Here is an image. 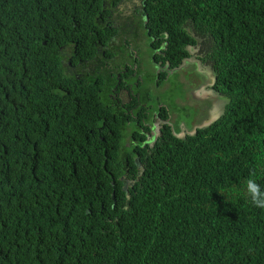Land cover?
Wrapping results in <instances>:
<instances>
[{"label":"trees","instance_id":"trees-1","mask_svg":"<svg viewBox=\"0 0 264 264\" xmlns=\"http://www.w3.org/2000/svg\"><path fill=\"white\" fill-rule=\"evenodd\" d=\"M121 1L0 0V264H264V0ZM126 37L223 112L151 103Z\"/></svg>","mask_w":264,"mask_h":264},{"label":"rangeland","instance_id":"rangeland-1","mask_svg":"<svg viewBox=\"0 0 264 264\" xmlns=\"http://www.w3.org/2000/svg\"><path fill=\"white\" fill-rule=\"evenodd\" d=\"M141 44V51L144 52L146 56L143 59V65H139V67L142 68L143 72H146V76L143 75L142 80H149L145 81L143 89L148 92L151 103H162L170 111H176L173 114H176L175 116H177L178 119L180 118L179 120H184L187 123L203 117L206 110L210 107H212L211 112L213 115L211 121L214 120V116L216 118L223 112L225 101H222L218 95L215 96L213 94V99L210 100L214 102V106L211 103V106H207V104L209 105V102L202 101V99L200 101L198 100V102L194 95H190V91L196 85L195 80H197V76L194 75L195 69H192L193 65L189 64L188 66H184V71H181L180 67L178 70L171 72L167 81L163 85L158 86L155 79L157 78V72L160 68L153 61L148 41L142 39ZM201 71H203L202 68ZM196 73H199L198 69L196 70ZM201 78L203 80L208 79L205 75H202ZM148 86L149 88H144ZM199 93H201V91H199ZM208 98H210V96ZM203 118L201 119L203 120ZM175 121L177 120L175 119ZM158 128L159 127L157 126L155 131L158 130Z\"/></svg>","mask_w":264,"mask_h":264},{"label":"flooded vegetation","instance_id":"flooded-vegetation-1","mask_svg":"<svg viewBox=\"0 0 264 264\" xmlns=\"http://www.w3.org/2000/svg\"><path fill=\"white\" fill-rule=\"evenodd\" d=\"M142 2H143V0H122L121 2H120V4H122V6L123 7H121V6H119L118 8L119 9H117V13L116 12H114L113 14L115 15L114 17H113V23L114 24H117V26L119 27V25H118V23H117V18H116V16L118 15V14H120L121 16H126V18H128L129 19V16H131V15H134V17H131L130 19H133V21H134V23H135V25L137 26L138 25V23H139V20L141 19V16H140V12H137V9L139 8H141L140 7V5L142 4ZM128 6H131L132 7V9L130 8V7H128ZM123 11V13L122 12H120V11ZM135 10H136V12H135ZM118 11H119V13H118ZM120 18V17H119ZM110 20H111V18H110ZM112 21V20H111ZM144 31H140V34H142ZM137 34H139V33H137ZM139 34V35H140ZM140 36H138L137 37V39L139 38ZM122 42V44L125 46V48H126V50L128 51L127 53L128 54H132L133 56H132V62L133 63H135V62H137V60H138V58H137V49H141V47L140 46H138V44H136L132 39H129V40H127V37H126V39L125 40H123V41H121ZM119 44V46H121V44H120V42L118 43ZM150 48V47H149ZM154 54H155V52H154ZM191 54H192V59H200L201 57H200V53H199V51H198V48H193V51H191ZM151 55H152V58H153V54L151 53ZM190 60V59H189ZM120 61V57H118V60H116V62H119ZM153 61H154V59H153ZM155 64L160 68V66H161V64H159L158 62H155ZM119 67V66H118ZM136 68H138L139 69V78H142V76L143 75H145L146 76V72H143V71H141V69H140V67H137L136 66ZM208 68H210L209 66H207V65H203V69L204 70H207ZM134 69H135V67H134ZM160 73V70L157 72V74H159ZM134 75H136V74H134ZM142 80V79H141ZM146 80H148V79H146ZM146 80H142V82L143 83H145V81ZM149 81V80H148ZM206 81V80H205ZM205 81H203V82H196V84H198V86H199V88H197L195 91H194V93H197L198 92V96H196V98H197V100H201L202 99V101H205V102H209V103H211V104H213V106H214V102H212V101H210V100H212L213 98H212V96H213V94L215 95V96H217V93H215L214 92V89L212 88L211 89V87L209 86V84L208 83H204ZM209 82V81H208ZM198 90V91H197ZM197 91V92H196ZM199 91H201V93H199ZM210 96V98H208ZM208 98V99H207ZM212 110V109H211ZM212 117V112L210 113V117L209 118H211Z\"/></svg>","mask_w":264,"mask_h":264},{"label":"clouds","instance_id":"clouds-1","mask_svg":"<svg viewBox=\"0 0 264 264\" xmlns=\"http://www.w3.org/2000/svg\"><path fill=\"white\" fill-rule=\"evenodd\" d=\"M196 60H199V59H190L189 62H195ZM201 61V60H199ZM201 63V68L203 69V64L202 62ZM184 67V65H183ZM199 70V68H198ZM209 71V69H207ZM203 71H206L203 69ZM207 71V72H208ZM213 76H214V80H210L209 79V86L211 87V89L213 88L214 84H215V75H214V72L212 70V73H211ZM157 131V130H156ZM246 191L248 193V195L251 197V200L252 202L257 206V207H262L264 208V191L261 190V187L260 185L257 183L256 180L254 179H248L247 180V183H246Z\"/></svg>","mask_w":264,"mask_h":264},{"label":"water","instance_id":"water-1","mask_svg":"<svg viewBox=\"0 0 264 264\" xmlns=\"http://www.w3.org/2000/svg\"><path fill=\"white\" fill-rule=\"evenodd\" d=\"M197 64H198L199 71H201V63L197 61ZM208 78L210 80H214V76L212 74H209ZM213 118H214V120H212V121L210 120L208 123L205 124V126H208L210 123H212L213 121H215L217 119V117L215 118V116ZM205 126H202V127H205Z\"/></svg>","mask_w":264,"mask_h":264}]
</instances>
